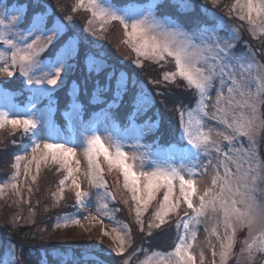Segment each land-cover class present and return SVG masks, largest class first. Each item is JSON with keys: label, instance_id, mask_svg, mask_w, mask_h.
Instances as JSON below:
<instances>
[{"label": "snow or ice", "instance_id": "obj_1", "mask_svg": "<svg viewBox=\"0 0 264 264\" xmlns=\"http://www.w3.org/2000/svg\"><path fill=\"white\" fill-rule=\"evenodd\" d=\"M213 4H217L218 0H212ZM83 9L90 12L92 20L88 23L91 25L94 21H99L100 31H103V26L112 22H119L124 29L123 44L127 45L133 52L136 53L138 59L136 61L138 67H143L140 57L151 59L159 63L165 61L166 57H171L175 62L174 72H165L162 79L168 83H176V78L179 77L185 81L189 88L197 90L198 98L196 101V112L201 113V119L207 116L205 111L207 104L206 100L210 96V90L213 87L215 80L219 79L220 87L216 92V113L213 119L226 126L225 132H218L217 135L222 136L228 142V150L213 141L211 132H204L203 125L195 131L192 130L193 110L187 112L180 111V120L183 127V136L187 139L188 145L196 150V155L200 153L210 157L214 151L217 153V163L214 167V176L211 181V188L199 195V207L193 204V197L197 196V173L189 170L187 178L183 174V169L174 167L160 168L156 167L153 171L135 170V166L129 163V160H135L137 157H129L122 150V147L112 142L111 147L106 146L105 142L99 135L91 136L86 144L85 155L89 165V182L94 186H106V181L103 180L104 169L100 164V158L103 157L107 164L108 171L111 173L114 169L117 170L123 178V188L131 193V200L135 205L133 211L135 213L136 223L143 231L142 216L147 212V209L152 201H154L158 193L163 189L162 199L160 200L157 209L152 214V219L148 223V228H159L167 223V217L177 214L181 204L190 209L192 216L185 220L181 218L177 223V228H183L185 235L178 236V242L172 252L164 256L161 254L160 264H196V257L192 254V244L188 243L187 231L191 224H198L199 218L205 214L207 209L213 212H220L226 230L225 241L221 242V264H226L227 259L232 255V250L235 244L236 228L234 224H239L241 227H246L248 236L245 237V249L250 259H255L253 251L264 254V201H260L256 197L257 191L264 192V158L257 159L258 152L255 149V141L253 136L256 131V113L258 105H264V64H260L255 60L254 53H242L239 55H229V50L233 47L228 42H223L219 38L213 39L208 29H203L200 32L185 31L181 26L175 23H170L167 19H158L155 15H145L143 19H135L129 23L123 16L116 11L101 7L97 0H77L73 11ZM230 13H237V18L241 21L247 20L254 29H259L261 35H264V0H235L229 9ZM7 16L0 18V27H5ZM71 19V16L68 17ZM17 22V17L13 16L8 27L14 26ZM56 27H59L58 25ZM56 27L52 31H56ZM214 31V30H213ZM208 38L205 40L204 35ZM255 35V32L253 33ZM47 36L50 43L53 36L48 33ZM41 40V35H36L28 42V38L21 33L19 41L4 35L0 32V43L7 46L11 53L10 66L8 63V54L0 52V75L12 77L15 69L19 68V74L26 78L28 84H47L50 86L57 85L60 78V67L44 65L40 68H48L42 76L33 78L37 67H40V62L36 59L39 51L36 45ZM69 49L74 51L69 38ZM92 63H89V71H92ZM256 67L253 74V67ZM237 75L241 78L238 80ZM112 77L108 76L103 84L97 81L95 87L97 94H105L113 92ZM124 77L121 76L117 80V85L114 95L111 97V103L115 104L117 100H123L124 96L129 93L126 87ZM227 88L228 106L230 108H246L248 114L244 112L234 114L231 122L227 119V112L220 108V102L224 98V89ZM253 88L255 89L253 91ZM238 94L241 99L234 103L235 95ZM107 103L108 100H105ZM153 102L150 99V94L144 91L143 88L139 92L131 93V105L133 112L129 116L139 112L145 103ZM221 113H223L221 115ZM185 115L188 120L185 125ZM37 120L27 115L24 118H12L7 111H0V129L10 126L13 130H22V133L28 137L29 144L33 155V161L36 163L37 175L40 171L41 163H47L49 159L53 164H59L61 169L67 172L65 179L60 180L58 192L53 193V199L59 203L64 199V186L66 181L72 177L74 169L70 166L72 157L75 156V150L71 147H65L62 143H44L41 148L40 143L34 139L37 135ZM261 127L264 128V121L261 122ZM230 130V131H229ZM247 137L249 146L247 148H236L233 145V140L236 137ZM27 151V148L24 149ZM36 153H40L37 158ZM222 157V158H221ZM24 157L21 155L15 156L13 167L16 169V174L13 176V181L19 175V162ZM76 171L79 170V162L77 161ZM143 162L141 161V166ZM212 165V160H208V165L204 166V171L207 172L208 166ZM223 169L221 174L220 169ZM30 167H25V176L30 174ZM37 176H32V181L35 182ZM179 183V198L173 200L175 194V182ZM7 185L0 187V193L5 191ZM72 187L75 191V199L77 205L83 206V198L87 193L81 192L80 184L77 180L72 179ZM11 188L16 189L17 185L13 182ZM31 192V188L28 189ZM19 195V192H17ZM110 196L111 193H108ZM114 199V197H113ZM107 208V204L102 205ZM34 215V213H33ZM188 213H185L187 216ZM103 225V220H97L96 216L84 217ZM15 222V221H14ZM70 222L75 225H80V219L71 218ZM57 224V227H60ZM68 226V223L63 225ZM125 232L122 234L118 228H113L116 233L113 243L119 244L112 250L116 255H123L125 251L126 237L130 244L131 233L127 230V225L123 226ZM259 229L258 234L253 235L255 229ZM231 230L227 234V230ZM103 236H109L107 231L101 228ZM212 234L219 235L215 227L212 229ZM151 235V232L148 233ZM196 233L193 231L191 240L195 241ZM11 255V252L8 254ZM152 255H157L152 253ZM215 256V251H213ZM0 264H13L6 256L0 260ZM93 264H103V261L97 257ZM125 264H128L125 261ZM141 264H150L147 257ZM201 264H203V254L201 253ZM213 264L215 261L213 260Z\"/></svg>", "mask_w": 264, "mask_h": 264}, {"label": "rangeland", "instance_id": "obj_2", "mask_svg": "<svg viewBox=\"0 0 264 264\" xmlns=\"http://www.w3.org/2000/svg\"><path fill=\"white\" fill-rule=\"evenodd\" d=\"M161 0H148L144 4H136L131 3L127 5H116L113 3L112 0H97V3L103 7L108 8L110 10L116 11L119 15H123L129 23L133 22L135 19H143L145 15H155L158 19L164 20L167 19L170 23H175L181 26L185 31L192 32H200L203 29H208L209 33L212 35L213 39L219 38L222 45L223 42H228L233 45V47L229 50V55L232 54H242V53H254L255 60L262 64L261 55L264 53H258L252 47V43L248 41L247 34L252 36L255 40L262 42L264 39V35H261L259 29H254L251 24L247 22V20L241 21L237 18V13L233 12L235 19L229 16H232L227 9V5L221 9V11L227 13L223 14L218 12L215 8L216 5L213 4L212 0H199L201 12L207 11V16H209L212 20L215 21L214 24L211 25H198L194 28L187 27L179 23V21L174 20L170 17H162L158 15L156 11V7ZM172 2L176 3L179 7L191 11L193 10L194 6L189 0H171ZM195 1V0H194ZM223 0H218L217 3L222 2ZM229 1V0H228ZM235 0L233 1V3ZM243 2V0H241ZM72 6L74 7L77 3V0H72ZM211 4V9L208 8V5ZM215 9V10H214ZM26 13V7L13 2L12 4L8 3V0H1L0 1V18L7 16V20H5V27H0V32H3L4 35L12 38L13 40L19 41L20 34L23 33L27 38L28 42H31V39L34 38L36 35H41V40L36 45L37 49L42 48V51H39L38 56L36 59L40 62V67L34 72L33 78H37L44 74V71H48V68H44V71H41L40 68L44 65L56 66L60 67V78L57 81V85L50 86L47 84H28L26 82V78L19 74V68L14 71V75L12 77H17L20 79L21 83L24 84L26 88V99L23 102H19L15 98V94L0 86V111H7L9 112L12 118H24L27 115L34 117L37 120V129H36V139L41 148L43 147L44 143H62L65 147H71L75 150V156L70 158L71 164L70 166L74 169L72 177L69 178L64 186V193H74L75 199V189L72 187V179H75L80 184V191L83 193H87L88 195L83 198V206L75 204V210L67 215L62 216L60 220L57 221V224H60L61 227L65 223H68L66 228V232H69L71 237H76L78 241L84 240L85 237H91L92 240H95V245L98 246H106L110 249L115 247H119L118 242L113 243V239L110 237H115L116 233L113 232V228H118L121 233L125 232L124 225H127V230L130 231V244L128 243V237H126V244H125V251L123 255H116L115 253L110 259H106L107 261H103V263L110 264H125V256L128 255L133 247V243L135 242L134 239V232L129 228L130 226L125 222L121 215H118V211L123 212L125 210L126 217L132 220L133 215H135L134 211L130 213L131 209L135 207L131 200V193L127 192L123 188V178L117 170H113L111 173L108 171L107 164L104 162L103 157L100 158V164L104 169L103 180L106 181V186H94L89 182V165L87 161V157L85 155V150L87 148V140L93 135H99L103 141L105 142L106 146L111 147L112 142L118 143L122 150L125 151L128 156L131 158L133 156L137 157V159L129 160V163L134 164L135 170L137 172L143 171H153L156 167L160 168H170L174 167L177 169H183V174L186 176L188 175L189 170H193L197 173V196L193 197V204L195 207H199V195H202L205 190L211 188V181L214 176V167L217 163V153L212 152L210 157H206L205 154L200 153L199 156L196 155V150L192 149L190 145L187 146H176L173 145L169 148V150H154L155 141L152 139V136L156 132L159 122L158 120H151L150 119H143L139 122L136 121V114L132 115L131 117V124L127 128H123L120 122L115 121L112 118L111 113L106 109L99 111L94 114H86L84 115L82 112V107L80 102L77 101V93H78V85L77 83H73L71 86V95H72V105L70 108L64 113L66 118V130L71 132V135H68L64 130L61 129V126L55 122L54 115H55V107H54V99L52 98L53 91L60 86L63 75L68 72L71 65L74 64V59L79 54V47H80V38L72 32L71 36V45L74 51L70 50L69 45V38L65 39V42L59 44V46L55 49L54 52L51 54H47L50 51V47L53 43H56L58 38L65 32L66 25L60 21L55 20L50 26H47V19L51 15V9L46 8L45 12L36 14L32 20H28L27 23H24V16ZM87 18L90 17L92 20V16L90 12H86ZM17 17V22L14 26L8 27L9 22L11 21L12 17ZM85 17V14H84ZM100 23L99 21H94L89 29L88 32L94 35V39L97 42H88L84 39V45L91 46L95 50H100L102 53H86L88 57L83 60L84 69L86 72L90 73H99L102 70H105L108 66H112L109 62V56L107 53L104 52L102 49L103 40L105 39L104 33L109 28V24H105L103 26V31H100ZM59 27H56V26ZM122 26V25H121ZM56 27V31H52V29ZM75 30L81 34L80 30L74 26ZM123 28V26H122ZM118 29V34L120 39L123 41L124 39V29ZM214 30V31H213ZM255 32V35L253 34ZM44 33L51 34L53 36L52 41L49 43L47 40V36L43 35ZM82 37L87 36L86 32L81 34ZM246 37V39H245ZM208 38L207 34L204 35V39ZM125 46V44H124ZM242 46V48H239ZM244 46V48H243ZM126 48L128 54L134 55L136 57V61L138 59L135 52H133L127 45L124 47ZM0 52H6L8 54V63L6 66L10 67L11 61V53L7 46L0 43ZM141 63L143 64L144 60H149L150 62H154L151 59H145L143 57L139 58ZM90 61H94L92 63V71H89V63ZM157 63V62H155ZM123 65V63H120ZM160 65L165 66V70L167 72H174L175 71V62L171 57H166L165 61H160ZM171 65V67H170ZM125 66V65H124ZM137 66V64H136ZM138 67V66H137ZM163 67V66H162ZM169 67V69H167ZM130 68V67H129ZM118 72L112 71L107 73V77L111 76L113 82V95L115 93L117 80L123 76L125 85L127 87L130 76L132 73L121 68H116ZM132 70V69H131ZM256 67H253V74L255 73ZM134 71V70H133ZM136 71V70H135ZM241 77L237 75V79L239 80ZM176 80H181L179 77ZM186 83V82H185ZM133 85L144 89L147 93L150 94V99L153 101L155 97L154 93H150L148 91L145 82L141 79H133ZM220 87L219 79L215 80L213 83V87L210 90V96L206 100L207 107L205 111L207 112V116H204L201 119L202 114L196 112V101L198 98L197 90L194 88H189L186 84V88L190 93L191 101L193 104L187 108L185 112L189 109L193 110V117H192V125L191 128L195 131L198 127L203 125V131L208 132L209 129H212L211 136L213 141L222 145L225 151L228 150V142L223 139L222 136L217 135L218 132H225L226 126L221 124L218 119H213L214 113H216V108L214 105L216 104V92L217 89ZM255 89L253 88V91ZM193 97H195V101H193ZM25 98V96H24ZM100 99V96L97 92H93L91 95V101L96 102ZM241 97L236 94L235 101L239 102ZM148 103H145L140 111H143ZM115 104H111V107ZM264 105H258L257 109V119H256V131L253 139L255 141V149L258 152L257 159L263 158L260 154V151L264 154V148L260 147L261 144V136L264 133V128L261 127V122L264 121ZM220 108L227 112V119L229 122L232 121L234 114H239L240 112H244L245 115L248 114V109L246 108H230L228 106V93L227 88L224 89V98L220 102ZM103 112L107 113L108 117L104 116ZM223 113H221L222 115ZM93 117H101L100 121L94 125L93 129L88 128V124ZM188 117L185 115V125L187 124ZM230 131V130H229ZM180 138H182L181 144H186L187 139L183 136V131L180 129ZM233 145L236 148H247L249 146V140L247 137H236L233 140ZM27 148V151L24 149ZM16 155H21L24 158L19 162V175L16 176L15 180L10 179H0V187H5V191L0 193V205H8L9 207L12 204H8L12 199H16L17 202L20 204L17 207L21 212V217L24 218V213L26 210L29 214H35V211L31 207L32 199H33V192L37 187L38 183L40 184L43 179L48 178V174L46 173V168L51 164V160L47 163H41L39 174L37 175L36 172V163L33 161V153L31 151V145L28 144L24 148L17 151ZM37 158L40 157V153L35 154ZM222 158V157H221ZM212 160V165L208 166L207 172L204 171V166L208 165V160ZM79 162V170L76 171L77 163ZM141 161L143 165L141 166ZM16 162V161H15ZM59 165V164H58ZM29 166L31 171L30 174L25 176V167ZM60 169L61 166L59 165ZM14 174H16V169L14 168ZM65 177L67 176V172L63 170ZM221 174H223V169H220ZM32 176H37L35 182L32 181ZM64 177V179H65ZM13 178V177H12ZM15 183L17 185L16 189L11 188V184ZM29 188H31V192H29ZM19 192V195H17ZM161 192V193H160ZM154 201L151 202L149 205L146 214L148 217H152V214L157 209L158 204L157 198L159 195L163 194V189H161ZM108 193H111L109 196ZM114 197V199H113ZM256 197L260 201H264V192L257 191ZM179 198V183L178 181L175 182V194L173 200ZM76 200V199H75ZM25 203V204H22ZM107 204V208L102 207V205ZM181 204L180 207H182ZM118 208V211H116ZM122 207L124 209L122 210ZM131 208V209H130ZM152 208V210L150 209ZM190 210V209H188ZM191 212V211H190ZM124 213V214H125ZM192 214V212H191ZM193 215V214H192ZM191 215V216H192ZM96 216L97 220H103V225L97 223L96 221H92L90 219H84V217H91ZM190 216V217H191ZM71 218L80 219V225H75L70 222ZM169 217L166 219L168 220ZM151 219V218H150ZM189 219V217L187 218ZM186 219V220H187ZM200 222L198 224H191L189 230L187 231L188 236V243L192 244L191 252L196 257V264H201V253L203 254V264H213V260L215 264H221V242L225 241L226 230L222 220V214L220 212H213L210 208L205 211V214L199 218ZM59 222V223H58ZM164 225V224H163ZM162 225V226H163ZM161 226V228H162ZM103 227L104 231L109 233V236H103L101 234V228ZM215 227L216 232L219 235V239L216 235L212 234V229ZM236 228V236H235V244L232 250V255H230L227 259L226 264L233 260L231 264H252L255 259H250L248 256L247 251H241L242 249L246 248L244 243L245 237L248 236V229L246 227H241L239 224H234ZM156 228V227H153ZM160 228V229H161ZM193 231L196 233L195 241L191 240V236ZM259 229H255L253 231V235L258 234ZM231 230H227V234H230ZM180 236L185 235V230L181 227ZM242 234V242L241 245L238 247L239 249L236 250V245H238V238ZM86 235V236H85ZM69 236V238H70ZM85 236V237H81ZM1 237V236H0ZM70 240V239H68ZM75 240V239H73ZM73 240H70L72 242ZM178 241L174 239V236L170 237L168 245L164 248L162 252H160L155 247H149L151 252H147L144 249L143 257L138 260L135 264H141V261L146 259V254L148 259L150 260V264H160L161 254L167 256L170 252L174 250L173 247L177 244ZM170 244V248H169ZM155 248V250H154ZM66 253H61V258H70L73 257L75 252L69 248L67 249ZM141 248L135 249L133 252L138 253ZM0 251L2 253L3 260L6 256L11 262L15 261V253L14 247L10 243H5L3 246L0 238ZM111 251V250H110ZM113 251V250H112ZM213 251H215V256H213ZM9 252L11 255L9 256ZM152 253H156L157 255H152ZM87 253H82L83 258H85ZM261 254V253H260ZM123 260L121 257H123ZM253 256L256 258L259 256V252L256 250L253 251ZM115 259H114V258ZM259 257H262L264 264V254H261ZM113 258V259H112ZM137 259V258H136ZM44 264H48L46 261Z\"/></svg>", "mask_w": 264, "mask_h": 264}, {"label": "trees", "instance_id": "obj_3", "mask_svg": "<svg viewBox=\"0 0 264 264\" xmlns=\"http://www.w3.org/2000/svg\"><path fill=\"white\" fill-rule=\"evenodd\" d=\"M112 1L114 4L121 6L131 3L144 4L148 0ZM189 1L194 6L191 11H187L179 7L171 0L159 1L156 11L158 12V15L162 17H170L191 28L198 25H211L215 23V21L209 16L205 15L207 14V11L203 13L201 12V8L199 6L200 3L198 2L199 0ZM233 1L234 0H223L222 2L215 4V8L218 12L224 14L225 12L221 11V9H223V7L227 4V9H230ZM13 2L26 7L24 23H27L28 20H32L36 14L43 13L46 8L50 7L51 15L47 19V26H50V24H52L55 20H60L66 25L65 32L58 38L56 43L51 45L50 51H48L47 54L54 52L59 44L65 42L66 38H71L72 32H74L81 39L79 54L74 59V64L71 65L68 72L66 71L63 75V80L60 86L52 93L55 107L54 119L55 122L61 126L62 130L67 133L64 112H66V110H68L72 105V84L77 83L78 85L77 101L81 104L83 114H93L98 109H105L111 105V97L113 96V92L108 93L107 95L98 94L100 99L96 102L91 101L92 93L97 92L95 87L97 81H99L100 84H103L107 79L108 72H118V70L115 69L121 68L132 73L127 85V88L130 91L124 96L122 101L117 100L115 105L109 108L112 118L115 121L120 122L121 125L124 122L125 124L128 123L129 117H132L129 116V113L133 112V108L130 103L131 93L139 92L140 90V87L133 85V79H141L145 82V85L149 87L147 88L148 91L150 93H154L155 97L153 98V102L145 105L146 108L143 111L137 112L135 115L136 121L139 122L147 118L158 120L159 126L152 136V139L155 141L154 146L178 144L180 142L182 139L180 138V129L182 125L179 112H185L190 104H193L191 101L192 94L186 88L185 81L176 80V83L173 84L165 82L162 79L163 74L167 72L164 65L144 60L143 67H137L136 57L128 54L126 48H124L126 45L124 46L122 40L120 39L118 29H121L122 26L119 22L110 23L109 28L103 36L105 39L103 40L102 49L109 56L115 58L112 59L109 57L108 59L112 66H108L105 70H102L99 73H90L86 72L84 69L83 60L88 57L86 53L102 52H100L99 49L95 50L91 46L84 45V39L88 42H97V40L94 39V35L88 32L90 27L88 21L90 20V17L87 18V11L81 9L74 12L71 3L72 0H8L9 4H12ZM208 8H212L211 4L208 5ZM231 15L232 16L229 17L235 19V15L233 13ZM69 16H71L70 20L68 19ZM74 26L80 30L81 34L86 32L87 36L82 37L81 34L75 30ZM247 38L248 41L253 44L252 47L256 50V55H258V53H263L264 39H262V42H259L248 34ZM239 48H242V46ZM261 58L262 64H264V53L261 55ZM120 63H123V65ZM167 69H169V67ZM0 86L12 91L15 94L17 101H25L27 91L19 78L0 75ZM105 100H108V102L106 103ZM193 101H195V97H193ZM261 141L260 147L263 149L264 133L261 136ZM28 144V137L22 133V130H13L10 126L0 129V179H8L7 181L12 179L15 171L13 165L15 163L16 153ZM260 154L264 158V154L261 151ZM46 173L48 174V178L43 179L40 184L38 183L33 192L31 207L35 211L34 215H32V213L29 214L26 210L24 218L21 217L22 212L17 207H14L15 205H20L16 199H12L8 203L9 205L12 204L9 207H7L8 205H0V238L3 246H5V243L13 245L16 261L13 264H44L45 261L48 264H93V261H95L97 257H99L102 261L110 259L115 253L112 249L106 246L101 247L95 245V240H92L91 237H85L86 235L81 236L85 237L83 241H78L76 240L78 238L71 237L69 232H66L65 227H57V221L60 220L62 216L72 213L75 210V204L77 203L74 199V193L66 194L64 199L60 200L59 203L53 199V193L58 192L60 180L65 177L63 169H60L58 164H53L51 162V164L46 168ZM161 199L162 195H159L157 203H159ZM116 209V211H118V208ZM123 209L124 207H122V210ZM150 209L152 210V208ZM132 210L133 208L130 213H132ZM190 211L191 210H188L187 206L183 204L182 207L179 208L177 214L169 216L167 220L168 222L165 223L162 228L159 227L151 229L148 228V223L152 217H148L145 213L142 216L144 225L143 231H141L140 226L136 223L135 215H133L134 219L132 220V218L129 219L126 217L125 210H123V212L118 211V215L123 217L125 222L130 226L129 228L134 232L135 242L133 243L131 250L134 251L135 249L141 248L138 253L131 251L128 255H126L125 261H127L128 264H135L143 257L144 249H146L147 252L152 251L149 247L159 248L158 250L162 252L168 245L172 234L175 240H177L178 236L181 235V228H177L179 216L186 212L191 216L192 214ZM149 232H151V235H148ZM68 239L75 240L70 242ZM238 242L236 250H238V247L241 245L242 234L238 238ZM69 248L75 252L74 256L67 259L61 258L60 254L66 253ZM82 253H87L85 258L81 255ZM260 255L261 254L259 253V256ZM259 256L251 263L262 264V257ZM1 258L2 253L0 251V260ZM121 258L123 260L124 256ZM231 263H233V260L228 262V264ZM103 264H110V262Z\"/></svg>", "mask_w": 264, "mask_h": 264}]
</instances>
